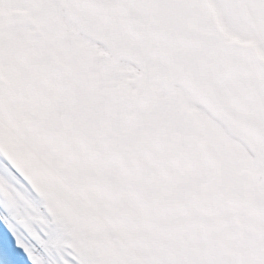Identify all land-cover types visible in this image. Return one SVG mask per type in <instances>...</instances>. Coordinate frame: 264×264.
Here are the masks:
<instances>
[{"label":"rangeland","instance_id":"rangeland-1","mask_svg":"<svg viewBox=\"0 0 264 264\" xmlns=\"http://www.w3.org/2000/svg\"><path fill=\"white\" fill-rule=\"evenodd\" d=\"M22 1L21 12L0 11V44L11 28L31 29L32 13L38 17L39 5L45 4V0ZM72 1L48 4L58 5L57 14L64 13L93 36L110 37L112 52L124 53L122 61L137 62L142 70L133 84L138 85V93L127 99L131 107L122 133L93 131L86 124L94 104L87 85L94 81L76 55L70 32L65 33L62 59L51 65L53 80L33 65L7 57L0 48V264H264V189L239 134L228 122L224 130L221 118L207 116L196 123L186 94L177 87L152 118L147 111V85L173 84H167L162 73L150 72L152 55L145 53L144 41L139 47L131 40L125 42V32L107 24L90 0ZM201 3L209 25L221 31L222 41L232 42L228 49L240 52V44H248L264 58V0ZM189 10L196 12L193 6ZM224 28L232 38L227 39ZM115 41L124 46L116 49ZM87 42L86 47L100 50L91 45L96 43ZM62 61L68 62L69 70L63 69ZM242 71L235 70L238 77L232 76L233 85L248 79ZM11 85L10 99L6 88ZM32 85H47L56 114L73 116L84 135H97L102 149L88 144L87 164L70 157L63 168L59 158L48 153L50 134L55 131L39 118L34 101L43 93ZM127 146L135 149L139 159L146 157L153 194L148 219L136 217L132 231L124 236L119 231L127 222L119 226L123 218L118 214L127 207V195L138 187L131 173L119 169ZM43 167L50 171L45 179L37 175ZM116 176L120 177L118 200L102 205L96 179L103 184Z\"/></svg>","mask_w":264,"mask_h":264},{"label":"bare ground","instance_id":"bare-ground-1","mask_svg":"<svg viewBox=\"0 0 264 264\" xmlns=\"http://www.w3.org/2000/svg\"><path fill=\"white\" fill-rule=\"evenodd\" d=\"M49 1L51 0H45L43 6L39 5L42 11L38 17L32 13L34 26L31 29L23 25L11 28L7 32L4 41L0 44L2 53L7 57L33 65L53 80L55 71L51 65L55 63V60L62 59L61 48L66 38L65 33L70 32L75 38L73 47L76 55L82 61L88 77L94 81L92 82L94 85H87L91 89V98L94 103L87 120V128L93 131L102 128L122 133L131 107L127 99L137 95L138 85L133 84L140 78L142 70L138 68L137 62L122 61L124 60L123 52L120 55L112 52L110 37L103 35L101 39V35L93 36L88 29L78 28L63 12V14H57L55 9L59 8L58 5H50ZM90 1L98 14L108 19L107 24L110 23V26L118 27L121 32H125V42L131 40V44L135 43V46L139 47V43L144 41L146 48L148 47L145 53L152 55L150 56L152 61L150 72L162 73L165 82L173 84L147 85L149 89L147 111L152 118L160 114V110H163L166 105L163 99L168 93L176 92L178 85H194L198 88L206 85V88H203L207 91L205 100L216 104L218 106L216 108L223 110L225 109L224 98L218 100V91L215 96L211 89L220 90L221 85H226L225 92L228 96L234 97L235 105L243 114L237 117L236 111H233L232 118L244 127V130H253L256 149L264 156V76L261 75L264 70V58L261 57L262 54L248 44L246 46L240 44L243 50L240 52L236 49H228L232 42L222 41L221 31L209 25L208 15L204 13L205 9L200 8L201 0H187L189 3L187 5L181 1L178 3L177 0ZM146 1H149V4H146ZM174 1L177 4L172 6L170 3ZM191 6L196 12L189 10ZM167 7H171V10L166 14ZM24 8L22 0H0V11L21 12ZM93 14L90 13V15ZM102 24H104L103 27L106 25ZM81 28L82 32L77 30ZM78 33L85 34L89 39L79 37ZM98 33L101 32L98 31ZM224 33L227 39L233 37V34L225 28ZM87 40L96 43L91 45H98L100 50L96 51L91 47H86L89 43ZM122 46H124L122 43L115 41L116 49H121ZM232 46L234 47L235 43ZM62 65L65 71L69 70L67 61H62ZM239 69L241 71L244 69L242 72L245 74V79H248L245 81L241 79L240 82H235L238 84L233 85L235 79L232 76L236 75L237 78L235 70ZM130 83L132 85H129ZM194 91L195 89L190 92L184 91V94H186L188 108L194 112L196 123L209 115L215 120L221 118L220 125L225 130L224 127L228 120L223 116L215 117L214 114H207ZM251 123L253 128L249 126ZM238 134L239 137L242 135L239 132ZM233 136L235 137V134ZM240 140L239 138L241 143ZM179 143H187V140L179 139ZM248 160L264 178V172L258 160L252 156L248 157ZM178 168L182 169V165ZM261 177L259 186L264 189V179Z\"/></svg>","mask_w":264,"mask_h":264},{"label":"flooded vegetation","instance_id":"flooded-vegetation-1","mask_svg":"<svg viewBox=\"0 0 264 264\" xmlns=\"http://www.w3.org/2000/svg\"><path fill=\"white\" fill-rule=\"evenodd\" d=\"M32 86L34 88H40L43 93L34 101V107L38 108L40 111L39 118L55 131V134H50L48 153L51 152L53 155H56L59 161L62 162L63 168H65V163L70 162L71 158H76L80 164H87L89 162V156H87L86 146L90 144L95 149H102L99 147L97 135L91 137L84 135L81 131L82 127L79 121L73 118V116H66L65 112L59 117L56 114L57 110L53 103L52 93L49 91L47 85ZM6 89L10 92H8V98H10L14 88L11 85L10 87L7 86ZM66 144L68 146L67 148ZM98 156H100V153ZM145 160L146 157L139 159L135 149H131L127 146V149L121 154L118 161L119 169L124 173H131L133 181L138 186L136 192H131L132 194L130 193V195H127V207L125 211H121V213L118 214L120 216L119 218H123V222L119 224V226L127 222L125 228L119 231V233L124 236L125 234L128 236V232L132 231L135 226L134 221L136 217L139 219H148L146 211L149 208V201L153 191L149 185L151 174L149 173V168L146 166ZM39 169L40 172L37 174L38 177L41 176L45 179L49 176L50 171L48 168L43 167ZM109 175L112 174L109 173ZM109 175L107 176L109 177ZM119 179L120 177L116 176L110 180L107 179V181H102L101 183L103 184H100L96 179L97 182L95 183L99 186V188H97V193L98 191H100L99 195L101 193L100 203L102 205H107V201L115 202V200H118L117 192ZM115 215L117 214L115 213Z\"/></svg>","mask_w":264,"mask_h":264},{"label":"water","instance_id":"water-1","mask_svg":"<svg viewBox=\"0 0 264 264\" xmlns=\"http://www.w3.org/2000/svg\"><path fill=\"white\" fill-rule=\"evenodd\" d=\"M179 88H181L183 91L185 92H190L194 91L195 96L198 97V101L203 104V108L206 110L207 114H214L216 115L215 117H225L228 120L229 125L234 129L235 132H239L240 134L242 133V135L240 136V141L242 143V145L244 146V148L247 150V153H249L250 156H252L254 159L258 160L263 172H264V156H262V153L256 149V143L254 140V134H253V130H247V129H243L244 127H242L235 119L232 118V114L233 111H236L237 113V117L242 116L243 114L240 112V110L238 109V107L235 105V99L234 97H231V95H227L226 91V85H221L220 90L216 89L215 91H212L213 95L217 96V91L219 93V97L218 100H221L222 98H224L225 100V109H220V108H216L218 106H216V104L211 103L210 101H206L205 100V96L207 95V91L204 90L206 88V85H201V88H198L197 86L194 87V85H178ZM199 86V85H198ZM204 88V89H203ZM200 89V91H199ZM224 111V112H223ZM242 114V115H241ZM231 115V117H230ZM235 116V117H236ZM247 121V120H246ZM240 125V126H239ZM249 126H252V128L254 127L251 124H249ZM251 128V127H250ZM251 128V129H252ZM255 130V129H254Z\"/></svg>","mask_w":264,"mask_h":264},{"label":"trees","instance_id":"trees-1","mask_svg":"<svg viewBox=\"0 0 264 264\" xmlns=\"http://www.w3.org/2000/svg\"><path fill=\"white\" fill-rule=\"evenodd\" d=\"M39 170H40V169H39ZM39 170H38V171H39ZM39 172H40V171H39ZM39 172H38V173H39ZM52 201H53V200H52ZM56 202H57V201H56ZM70 202H71V200H70ZM74 221H75V220H74ZM122 228H123V227H122ZM125 236H126V235H125Z\"/></svg>","mask_w":264,"mask_h":264}]
</instances>
